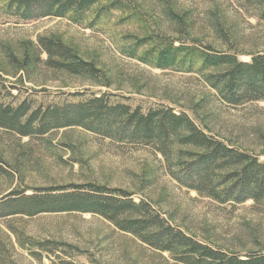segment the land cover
<instances>
[{
    "label": "rangeland",
    "instance_id": "rangeland-1",
    "mask_svg": "<svg viewBox=\"0 0 264 264\" xmlns=\"http://www.w3.org/2000/svg\"><path fill=\"white\" fill-rule=\"evenodd\" d=\"M18 6L0 0V106H27L23 125L35 111L103 97L109 107L132 112L187 114L207 135L264 164V100L227 103L206 81L216 71L204 70L201 60L184 62L185 54L167 68L156 61L182 44L230 51L244 63L264 55V19L255 0H103L62 16H45V1L28 12ZM55 38L99 73L83 77L58 69L60 58H49L41 45ZM176 162L153 145L82 127L29 137L0 129V264H184L98 215L14 214L19 195L93 183L150 204L174 228L214 250L241 258L264 253V199L223 203L200 195L175 178Z\"/></svg>",
    "mask_w": 264,
    "mask_h": 264
},
{
    "label": "trees",
    "instance_id": "trees-1",
    "mask_svg": "<svg viewBox=\"0 0 264 264\" xmlns=\"http://www.w3.org/2000/svg\"><path fill=\"white\" fill-rule=\"evenodd\" d=\"M17 1L18 7L25 12L34 3L45 1L47 7L42 9L45 16L52 13L62 16L72 9L84 11L103 0ZM255 1L264 19V0ZM173 20L181 26L184 24V20ZM41 45L49 58L52 55L60 58L56 62L58 69L83 77L99 73L93 63L85 62L59 39L41 40ZM183 54L184 62L192 64L201 60L204 70L216 71L207 76L206 81L227 103L239 105L244 100H264V55H253L251 63H244L230 51L223 52L214 47L203 51L182 44L178 48L163 50L156 61L161 67H171L180 63ZM29 58L27 56V61ZM27 111L25 105L15 111L0 106V129L29 137L45 135L53 129L82 127L123 142L153 145L168 162L177 161L175 178L200 195L223 203L260 202L264 199V164L256 157L207 135L187 114L178 115L165 108L150 110L146 114H142L140 109L132 112L127 106L109 107L103 97L44 114L35 111L23 125L21 120ZM1 172L5 170L0 166ZM86 186H75L71 192L65 188H53L46 194L19 195L12 204L16 210L14 214L89 213L101 216L121 231L138 236L156 250L173 254L184 264H264V253L241 258L195 241L156 214L150 204L144 201L136 203L128 192L94 183ZM35 243L42 249L45 246Z\"/></svg>",
    "mask_w": 264,
    "mask_h": 264
}]
</instances>
